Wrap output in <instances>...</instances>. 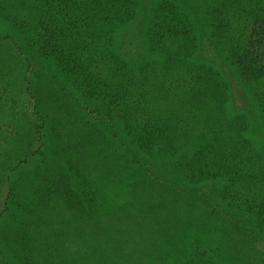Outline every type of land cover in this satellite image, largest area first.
<instances>
[{
  "label": "rangeland",
  "instance_id": "1",
  "mask_svg": "<svg viewBox=\"0 0 264 264\" xmlns=\"http://www.w3.org/2000/svg\"><path fill=\"white\" fill-rule=\"evenodd\" d=\"M162 2L190 30L189 56L174 38L153 43ZM133 3L134 22L112 32L110 50L133 73L148 67L129 98L144 97L165 128L184 132L149 150L131 142L118 110L106 116L0 15V264H264L253 215L225 199L220 180L185 173L202 129L264 151V78L241 79L212 36L218 24L244 28L243 10L216 22L213 0ZM193 76L202 93L187 88ZM59 177L87 213L45 199Z\"/></svg>",
  "mask_w": 264,
  "mask_h": 264
},
{
  "label": "trees",
  "instance_id": "2",
  "mask_svg": "<svg viewBox=\"0 0 264 264\" xmlns=\"http://www.w3.org/2000/svg\"><path fill=\"white\" fill-rule=\"evenodd\" d=\"M213 2L214 21L225 17L223 10H243L238 16L247 22L244 28L233 29L228 23L213 28L212 36L236 74L247 82L264 78V0ZM133 6V0H0V15L18 30L34 54L53 62L76 89L101 103L106 116L118 110L117 118L131 142L149 150L160 144L169 146L182 132L174 130V124L165 128L161 118L148 110L144 97L129 98L142 88L147 65L133 73L110 50L112 32L134 22ZM167 10L179 9L160 3L158 13L151 18V39L159 45L166 38H174L180 53L189 56L194 38L189 28L179 24L182 16L174 12L173 18H168ZM159 79L166 80L163 75ZM186 85L197 93L204 89L195 76ZM182 105L179 101L178 106ZM205 132L199 131V146L185 166L186 176L195 182L220 180L225 199L251 213L264 233V151L253 154L243 144L229 143L219 134L207 138ZM56 180L49 182L54 183V192L49 187L45 199H60L87 213L83 196L71 190L67 178Z\"/></svg>",
  "mask_w": 264,
  "mask_h": 264
}]
</instances>
